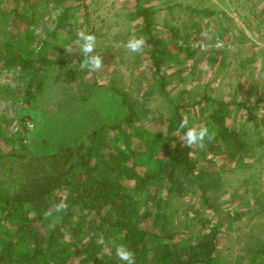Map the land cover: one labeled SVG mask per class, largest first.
Here are the masks:
<instances>
[{
  "label": "rangeland",
  "instance_id": "rangeland-1",
  "mask_svg": "<svg viewBox=\"0 0 264 264\" xmlns=\"http://www.w3.org/2000/svg\"><path fill=\"white\" fill-rule=\"evenodd\" d=\"M11 6L12 0L0 3V26L4 19L12 21ZM141 8L148 9V29L145 15L138 14ZM65 10L69 18L61 21ZM26 14L32 21L30 49L45 53L53 67L45 68L41 92L24 95L27 77L19 67L0 66V87L20 89L16 99L0 96L3 151L20 137L29 151H48L102 123L110 126L112 117L127 109L120 102L123 92L136 106L135 128H104L99 146L106 157L132 153L142 172L156 167L144 138L153 140V154L163 159L182 144L186 129L178 131L173 117L176 104L181 105L180 115L190 127L215 133L204 148L190 149L196 161L193 175L203 176L194 182L183 175L172 192L158 189L157 196L152 187L155 202L149 198L146 207L154 209L159 198L166 203L161 206L167 229L178 245L216 232L213 264H264V0H37ZM79 31L96 36L93 54L102 56L104 64L99 71L80 69ZM150 34L170 49L171 60L161 67L168 80L164 92L149 59L150 46L146 43L141 54L125 47L129 39L147 40ZM86 90L92 95L84 99ZM215 116L241 140L242 155L228 153ZM68 193L63 186L54 195L68 204ZM81 216L71 209L73 221ZM144 225L152 227L151 221ZM74 236L69 232L65 239L71 242Z\"/></svg>",
  "mask_w": 264,
  "mask_h": 264
},
{
  "label": "trees",
  "instance_id": "trees-1",
  "mask_svg": "<svg viewBox=\"0 0 264 264\" xmlns=\"http://www.w3.org/2000/svg\"><path fill=\"white\" fill-rule=\"evenodd\" d=\"M12 1L14 6L7 10L12 21L4 19L0 26V66L19 67L27 77V87L22 92L34 95L41 92L46 80L45 68L53 67V62L45 53H33L30 49L32 21L26 10L33 8L37 0ZM147 11L141 8L138 14L145 15L143 20L148 29ZM67 18L65 10L59 19ZM146 43L150 46L149 59L159 87L164 92L168 80L161 67L171 60L170 49L162 38L152 34ZM18 91V88L9 90L2 86L0 96L3 93L16 99ZM85 92L84 99L92 95ZM124 95L119 92L121 105L127 109L112 117L113 124L102 123L55 149L33 153L20 137L15 146L4 152L0 142V264H123L115 254L121 244L135 254L136 264H213L216 232L201 237L196 243L178 245L174 234L167 229L168 215L161 206L166 203L159 198L154 209L146 207L152 187L155 186L157 196L158 189L172 192L174 183L179 182L176 179L183 175H190L194 182L203 176L193 175L196 161L190 159V148L180 144L163 159L153 154V140L144 138L147 153L154 156L156 167L142 172L136 169L132 153L118 157L103 154L98 141L100 130L123 131V124L135 128L132 117L136 106ZM181 107L176 104L173 115L178 124L183 118ZM213 119L229 144L228 153L242 155L246 148L236 133L218 116ZM1 121L0 116V124ZM261 123L264 125V119ZM161 149L167 152L168 145L163 144ZM6 176H10L9 181L4 180ZM63 186L69 192L68 209L66 213H56L53 206L61 198L54 194ZM154 196L150 200L152 204ZM75 207L84 217L73 221L69 214ZM49 209L53 215L45 218L44 213ZM149 221L151 228L144 225ZM69 232L75 235L71 242L65 239ZM94 233L104 235L106 246L96 244Z\"/></svg>",
  "mask_w": 264,
  "mask_h": 264
},
{
  "label": "clouds",
  "instance_id": "clouds-1",
  "mask_svg": "<svg viewBox=\"0 0 264 264\" xmlns=\"http://www.w3.org/2000/svg\"><path fill=\"white\" fill-rule=\"evenodd\" d=\"M75 44L79 47L80 52L83 55V59L80 63L81 70H87L89 72L99 71L103 67L102 56L94 55L96 49V36L93 33L79 31L76 33ZM146 46V39L143 36L133 37L129 39L125 47L130 53L141 54ZM69 53L72 52V48H65ZM181 129H186L184 134L180 137L184 147L192 148L193 146H198L204 148L205 141L211 142L215 138V133L210 132L207 127L195 128L189 126V121L187 117L182 118L179 123L178 131ZM54 211L56 213H66L68 209V204L61 200L54 204ZM53 215V210H46L44 213L45 218L51 217ZM93 235L96 236V244L100 246H106V241L102 233ZM116 257L123 262V264H136L135 254L127 248L126 245H118L115 250Z\"/></svg>",
  "mask_w": 264,
  "mask_h": 264
}]
</instances>
